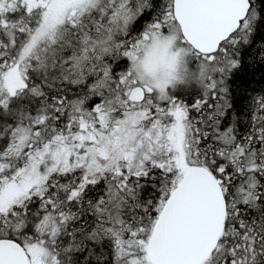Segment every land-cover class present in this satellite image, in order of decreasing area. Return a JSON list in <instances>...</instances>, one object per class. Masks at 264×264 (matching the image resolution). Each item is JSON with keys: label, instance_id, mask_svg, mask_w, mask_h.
<instances>
[{"label": "snow or ice", "instance_id": "1", "mask_svg": "<svg viewBox=\"0 0 264 264\" xmlns=\"http://www.w3.org/2000/svg\"><path fill=\"white\" fill-rule=\"evenodd\" d=\"M0 264H264V0H0Z\"/></svg>", "mask_w": 264, "mask_h": 264}]
</instances>
